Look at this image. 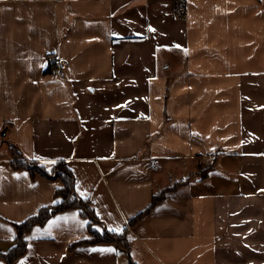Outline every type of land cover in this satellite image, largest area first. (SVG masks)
Returning a JSON list of instances; mask_svg holds the SVG:
<instances>
[{"label": "crops", "instance_id": "1", "mask_svg": "<svg viewBox=\"0 0 264 264\" xmlns=\"http://www.w3.org/2000/svg\"><path fill=\"white\" fill-rule=\"evenodd\" d=\"M6 126L19 160H66L94 228L130 240L70 248L90 238L70 209L26 232L14 264H264V0H0ZM14 160L0 158V253L62 185Z\"/></svg>", "mask_w": 264, "mask_h": 264}, {"label": "trees", "instance_id": "2", "mask_svg": "<svg viewBox=\"0 0 264 264\" xmlns=\"http://www.w3.org/2000/svg\"><path fill=\"white\" fill-rule=\"evenodd\" d=\"M12 156L15 158L11 162L12 166L16 169H27L32 177L40 175L44 178H50L52 176L59 179L62 185L56 189L55 198L58 202L52 206L42 207L39 212L29 217L22 223L15 224L17 230V236L15 238V245L6 253H0V259L4 261V264H14L20 257H22L26 251L28 242L24 238V234L32 230L36 225H44L53 215L59 212H63L70 209H78L82 216L88 218L90 238L81 240L70 245V248L83 244H100V243H113L119 249L125 250L129 253L130 240L127 237L126 231L111 232L104 229L99 231L94 228V224L101 223L100 219L96 215L93 203L90 199H84L78 196L75 190V177L74 173L68 165L66 160H59L55 163L53 172L48 173L44 166H41L37 162H24L19 159L20 154L15 146L10 147ZM175 190V186H168L154 193L151 205L143 213L136 216L130 221V225L136 224L146 214H148L156 205L162 202L164 199L170 197ZM130 264H135L133 261Z\"/></svg>", "mask_w": 264, "mask_h": 264}, {"label": "rangeland", "instance_id": "3", "mask_svg": "<svg viewBox=\"0 0 264 264\" xmlns=\"http://www.w3.org/2000/svg\"><path fill=\"white\" fill-rule=\"evenodd\" d=\"M9 131V128H8V126H6V127H4V128H2V130H1V132H0V158L2 157V156H5V155H7V156H10V151H9V147H10V145L11 146H16V147H18L19 148V145L15 142V143H13V144H8L7 142H5V143H2V139H5V140H7V141H9L8 139H9V135H6V133ZM45 167V166H44ZM14 168V167H13ZM53 168L54 167H51V169H47V168H45L46 169V171L48 172V173H50V175H51V173L53 172ZM16 169V168H15ZM19 169H24V168H19ZM25 170H27V169H25ZM27 172H29L28 170H27ZM47 179H49V180H51L52 179V177H50V178H47ZM171 185H173V184H171L170 183V185L168 184V186H171ZM13 226H14V228H15V225L13 224Z\"/></svg>", "mask_w": 264, "mask_h": 264}, {"label": "built area", "instance_id": "4", "mask_svg": "<svg viewBox=\"0 0 264 264\" xmlns=\"http://www.w3.org/2000/svg\"><path fill=\"white\" fill-rule=\"evenodd\" d=\"M175 12H176V15L181 18L186 15V7L184 5H180L176 8ZM50 65L53 67L52 68L53 73L59 74V75L63 74L61 70L60 60L57 57H52L50 59Z\"/></svg>", "mask_w": 264, "mask_h": 264}, {"label": "snow or ice", "instance_id": "5", "mask_svg": "<svg viewBox=\"0 0 264 264\" xmlns=\"http://www.w3.org/2000/svg\"><path fill=\"white\" fill-rule=\"evenodd\" d=\"M149 31H155V29H151L149 28ZM44 163L46 164H55L56 161L55 160H46L44 161ZM81 195H83V193H81ZM51 223H55V221L51 222ZM110 231H114V229H109ZM96 249H93V251H95ZM102 251H114V249H101Z\"/></svg>", "mask_w": 264, "mask_h": 264}]
</instances>
